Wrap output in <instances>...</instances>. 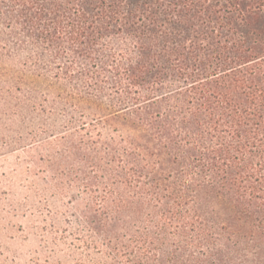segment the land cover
<instances>
[{
	"label": "trees",
	"instance_id": "trees-1",
	"mask_svg": "<svg viewBox=\"0 0 264 264\" xmlns=\"http://www.w3.org/2000/svg\"><path fill=\"white\" fill-rule=\"evenodd\" d=\"M0 45L96 91L110 264H264V0H0Z\"/></svg>",
	"mask_w": 264,
	"mask_h": 264
},
{
	"label": "rangeland",
	"instance_id": "rangeland-1",
	"mask_svg": "<svg viewBox=\"0 0 264 264\" xmlns=\"http://www.w3.org/2000/svg\"><path fill=\"white\" fill-rule=\"evenodd\" d=\"M49 64L0 45V264H110L75 148L101 102Z\"/></svg>",
	"mask_w": 264,
	"mask_h": 264
}]
</instances>
